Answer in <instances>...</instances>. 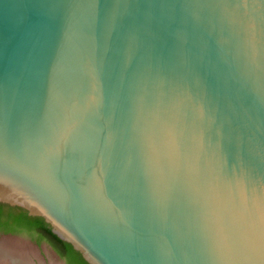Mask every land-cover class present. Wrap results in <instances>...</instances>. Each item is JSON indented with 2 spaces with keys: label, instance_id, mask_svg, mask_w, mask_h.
Here are the masks:
<instances>
[{
  "label": "water",
  "instance_id": "95a60500",
  "mask_svg": "<svg viewBox=\"0 0 264 264\" xmlns=\"http://www.w3.org/2000/svg\"><path fill=\"white\" fill-rule=\"evenodd\" d=\"M0 204L87 264H264V0H0Z\"/></svg>",
  "mask_w": 264,
  "mask_h": 264
},
{
  "label": "trees",
  "instance_id": "16d2710c",
  "mask_svg": "<svg viewBox=\"0 0 264 264\" xmlns=\"http://www.w3.org/2000/svg\"><path fill=\"white\" fill-rule=\"evenodd\" d=\"M0 233H26L39 241H46L66 264H87L70 245L53 235L49 227L37 217L15 207L0 204Z\"/></svg>",
  "mask_w": 264,
  "mask_h": 264
},
{
  "label": "rangeland",
  "instance_id": "374dc122",
  "mask_svg": "<svg viewBox=\"0 0 264 264\" xmlns=\"http://www.w3.org/2000/svg\"><path fill=\"white\" fill-rule=\"evenodd\" d=\"M0 247L25 257L29 264H66L46 241L38 242L26 233H0Z\"/></svg>",
  "mask_w": 264,
  "mask_h": 264
},
{
  "label": "bare ground",
  "instance_id": "6f19581e",
  "mask_svg": "<svg viewBox=\"0 0 264 264\" xmlns=\"http://www.w3.org/2000/svg\"><path fill=\"white\" fill-rule=\"evenodd\" d=\"M24 255V254H23ZM0 264H29L25 257L7 247H0Z\"/></svg>",
  "mask_w": 264,
  "mask_h": 264
},
{
  "label": "flooded vegetation",
  "instance_id": "af4514ba",
  "mask_svg": "<svg viewBox=\"0 0 264 264\" xmlns=\"http://www.w3.org/2000/svg\"><path fill=\"white\" fill-rule=\"evenodd\" d=\"M3 234V233H2Z\"/></svg>",
  "mask_w": 264,
  "mask_h": 264
}]
</instances>
